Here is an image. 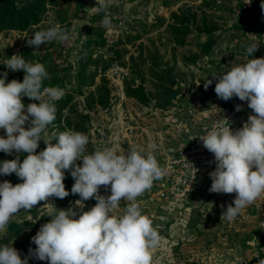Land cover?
<instances>
[{"label": "rangeland", "instance_id": "obj_1", "mask_svg": "<svg viewBox=\"0 0 264 264\" xmlns=\"http://www.w3.org/2000/svg\"><path fill=\"white\" fill-rule=\"evenodd\" d=\"M43 1L0 0V7L7 12L0 13V76L7 72L8 82L23 81V70L13 72L3 64L14 54L23 55L28 62L42 63L48 73L43 87L58 88L63 93L59 100L52 101L57 112L49 132L73 130L86 134L89 153L104 148L123 149L125 154L130 148L152 151L159 166L164 164L162 157L168 146L179 145L178 127L163 123L167 116L162 112L179 92V86L210 79L213 87L217 82L213 76L225 73L242 58L227 55L231 44L254 41L242 25L254 29L261 23L258 16L264 19L260 7L264 0L238 7L232 6L230 0H141L150 13H159L170 4L175 9L168 19L158 14L155 19L154 14L152 18H147L148 14L138 18L131 11L135 3L128 5L131 13L122 10L120 3H112L115 13L110 16V26L104 27L100 21L110 1L101 0L104 7L99 10L93 9L97 2L91 3V11L84 10L79 0ZM117 13L129 17H116ZM55 25L67 30V41L42 44L38 49L27 46L26 39L35 31ZM113 61L127 68L121 89L118 78L111 80L106 75ZM205 61L211 65L209 70L200 67ZM139 88L143 98L139 97ZM118 91L124 94L122 102L116 98ZM22 101L25 106L39 103L28 97ZM145 107L159 109L152 114L143 110ZM24 127L27 129L29 123ZM4 135L0 129V136ZM152 143L158 146L152 148ZM45 147L40 141L37 153ZM17 155L22 162L27 154L0 152V162L16 159ZM76 164L82 166V161ZM65 177L70 194L64 199L50 197L30 211L15 214L7 230L0 232V245L12 243L22 259L29 257V249L36 247L31 238L50 220L52 207L45 203L79 213L74 202L80 197L71 194L74 179L70 170ZM5 180L13 185L23 182L14 173L0 175V183ZM199 184L192 186L194 191L172 194L168 180L162 177L138 197L142 212L152 219L160 236L159 245L152 250V264H257L259 258H264V226L259 224L264 220V210L254 203L239 214H244L242 220H221L234 196L203 194ZM99 194L111 195L110 186H101ZM126 203H120L116 214H122ZM95 204V199L86 201L83 211ZM28 264L49 262L29 258Z\"/></svg>", "mask_w": 264, "mask_h": 264}, {"label": "clouds", "instance_id": "obj_2", "mask_svg": "<svg viewBox=\"0 0 264 264\" xmlns=\"http://www.w3.org/2000/svg\"><path fill=\"white\" fill-rule=\"evenodd\" d=\"M251 2L247 0L246 4ZM97 4L94 10L104 7L101 0ZM260 7L264 11V2ZM100 23L109 27L111 20L105 15ZM68 39L67 30L55 25L35 31L26 42L38 49L42 44ZM257 50V42L246 48L249 57ZM3 64L13 72L23 70L25 75L22 82H8L7 72L0 76V129L5 132L0 136V152L27 155L22 162L19 155L0 162V175L14 173L23 181L15 185L7 180L0 183V232L7 230L12 217L21 210L30 211L50 197L66 198L70 193L64 180L69 170L74 179L71 194L80 197L74 202L80 211L61 210L45 203L52 211L49 222L31 238L35 249L30 248L29 257L22 259L12 243L0 245V264H28L29 258L49 264H152V250L159 245L160 236L152 219L142 212L138 197L162 178L163 171L153 152L130 148L125 154L123 149L104 148L89 153L86 134L73 130L49 132L57 112L52 101L62 97V90L43 87L48 73L42 63L28 62L23 55L14 54ZM213 77L217 79L214 91L219 99L237 97L246 101L254 113L235 131L228 124L199 137L216 165L209 173V192L235 193L234 201L221 216V220L232 222L264 195V57L251 58ZM212 83L207 79L205 90ZM23 97L39 103L25 106ZM241 110L237 105L236 111ZM40 141L46 147L37 153ZM78 160L82 166L76 164ZM197 171L192 166V180ZM101 186H110L111 195H100ZM90 199H95L96 204L83 211ZM122 201L127 202L126 206L122 214H116ZM257 264H264V258H259Z\"/></svg>", "mask_w": 264, "mask_h": 264}, {"label": "built area", "instance_id": "obj_3", "mask_svg": "<svg viewBox=\"0 0 264 264\" xmlns=\"http://www.w3.org/2000/svg\"><path fill=\"white\" fill-rule=\"evenodd\" d=\"M230 2L232 6L238 7L240 4H246L247 0H230ZM233 16L236 17V14ZM258 19L261 20V23L257 28L249 29L247 26L242 25L243 31H247L249 38H253L254 41L233 43L228 49L227 55L236 57L242 56V58L237 61V65L247 62L251 58L264 57V19L259 16ZM253 42L258 43V50L249 57L246 48ZM200 67L209 70L211 65L208 61H205V63L200 64ZM126 71V66H121L117 64L116 61H113L108 64L106 75L111 80H113V78H118L121 89V81ZM202 84L203 83L195 80L193 86H189L188 84L180 85L179 92L175 93L167 107L162 111L165 116H167L163 118V123L175 124L179 129L178 147H174L173 145L168 146L167 150L164 152L165 157H162L164 164L160 166L163 171L162 177L168 180V184H170L168 190L172 194L183 195L186 191H194L192 186L199 183V190L201 193L211 194L209 188L211 187L212 180L209 173L215 170L216 165L213 154L203 147V143L199 137H202L207 131L213 128L226 127L228 124L230 129L235 131L243 126L249 115L254 114L248 107L246 101H240L237 97L224 101L219 99L215 94V85H213V87L210 85L208 89L205 90ZM116 98L119 102H122L124 99L123 92L118 91ZM237 105H241V111H236ZM158 109H153L152 107L143 108V110H148L152 114H156L155 111ZM158 123L161 124V122ZM146 145L149 147L150 144ZM152 145H154L155 148L158 146L154 143H152ZM192 166L199 170L196 172L194 180H192ZM203 182H205V184H203ZM179 187H182V189ZM232 195L235 199V193ZM254 203L264 210V195L259 197ZM188 208L190 207L188 206ZM243 217L244 214H241L237 219L242 220ZM260 223L264 224V220Z\"/></svg>", "mask_w": 264, "mask_h": 264}, {"label": "crops", "instance_id": "obj_4", "mask_svg": "<svg viewBox=\"0 0 264 264\" xmlns=\"http://www.w3.org/2000/svg\"><path fill=\"white\" fill-rule=\"evenodd\" d=\"M109 1H110L109 7L103 9L104 15H108L109 18H110V16L112 14L115 13V11L111 7L112 5H114L112 3H117V2L120 3V7H121L122 10L125 9V11L128 10V12H130L129 11V7L130 6L128 7V5H131L132 3H135L136 7L133 8L131 11H135L134 15H135V17H138V18H144L146 16L145 14H148L147 18H152L151 16H152V14H154L153 15L154 16L153 19H155L157 17L156 15L158 14V15H163L164 18L168 19L169 14H171L172 11L175 9L174 8L175 6L173 4H170V5H166V6L164 5L163 6L164 8L159 13H150L149 10H148L149 9L148 5L146 7H144V5L142 4L141 0H139V1L138 0H105V2H107V3H109ZM96 2H97V0H79V3H81V7H83V9L86 10V11H91L92 8H93L91 6V3H96ZM150 3H152V2H150ZM78 13H79V15H81V13H83V12H78ZM126 13H124V14L117 13L116 17H122V15H123L125 18H128L129 14H126ZM131 17H133V16H131ZM204 83L202 85H204ZM203 184H205V182H203ZM259 224H261V223H259ZM262 225L264 226L263 223L261 224V226Z\"/></svg>", "mask_w": 264, "mask_h": 264}, {"label": "trees", "instance_id": "obj_5", "mask_svg": "<svg viewBox=\"0 0 264 264\" xmlns=\"http://www.w3.org/2000/svg\"><path fill=\"white\" fill-rule=\"evenodd\" d=\"M39 1H41L42 3H44L43 0H39ZM11 11H13V10H11ZM0 13H2V14H6L7 12L3 11V9L0 7ZM138 91L141 92V89L139 88ZM139 97H141V98L144 97V96L142 95V92H141V94L139 95Z\"/></svg>", "mask_w": 264, "mask_h": 264}]
</instances>
